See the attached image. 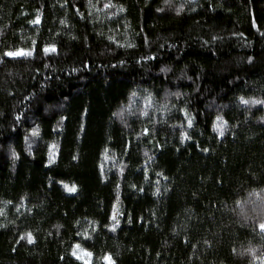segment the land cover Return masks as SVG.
<instances>
[{
    "label": "trees",
    "instance_id": "1",
    "mask_svg": "<svg viewBox=\"0 0 264 264\" xmlns=\"http://www.w3.org/2000/svg\"><path fill=\"white\" fill-rule=\"evenodd\" d=\"M91 5L0 0V264H264V0Z\"/></svg>",
    "mask_w": 264,
    "mask_h": 264
},
{
    "label": "snow or ice",
    "instance_id": "2",
    "mask_svg": "<svg viewBox=\"0 0 264 264\" xmlns=\"http://www.w3.org/2000/svg\"><path fill=\"white\" fill-rule=\"evenodd\" d=\"M89 2H90V7H94V5H91V0H89ZM104 7H105V8L115 7V5H111V4L109 3V4H105ZM182 10H183V6H181V8H179V9H177V14H179V12L182 11ZM120 11H124V9H123V8H120ZM77 14H80V13H79V9H77ZM81 18H83V17H81ZM32 23H39V18L37 17V19H36L35 21H32ZM61 23L63 24L64 21H61ZM110 39H111V37H110ZM214 39H215V38H214ZM32 44H33V46H34V47H33V50L26 51V50H24V49H18V50H15V51H5V52L3 53V55H4L5 57H10V58H17V57L31 56V55L33 54V51L35 50L36 41L33 40V41H32ZM120 46H123V45H120ZM132 46H133V45H131V44L128 45V47H132ZM55 51H56V48H55L54 45H45L44 48H43V52H44L45 54H48V53H50V52H55ZM250 59H251V58H250ZM46 67H47V65H46ZM85 67H87V65H85ZM163 70H164V69H162V71H163ZM73 71H75V69H73ZM135 96H136V93L133 92V93H132V97H135ZM240 102H241L242 104H245V105H247V104H249V103H251V104H264V100H245L243 97L240 98ZM145 103H146V107L151 106L152 100H151V97H150V96L145 98ZM142 114H143V115H147V112L145 111V112H143ZM114 115H119L121 118H123V110H122L121 113H116V114H114ZM185 115H186V117H187V113H185ZM16 119L19 120L20 117L17 116ZM217 119L220 120L221 118H220V117H217ZM225 123H226V122H225ZM188 126H189V127L192 126V121H191L190 118L188 119ZM38 134H39V128H34V129L32 130L31 135H32V136H37ZM144 134H145V135L148 134V130H147V129H144ZM181 135H182L181 143H183L184 140L189 139V137H188L186 134L182 133ZM219 135H220V136H223V135H224V132L221 130V131L219 132ZM25 139H26V141H27V137H26ZM51 147L54 148L55 146L53 145V146H51ZM203 151L207 152L208 149L205 148V149H203ZM146 155H147V153H146ZM12 158H13V161H15V160L18 158V157H17V154H16V152H15L14 150H13V152H12ZM73 159H76V157H73ZM50 162H51V158H50ZM46 166H47V165H46ZM157 175H160V173H157ZM64 187H65V190L68 191V192H73V193L76 192V187H75L74 185H73L72 187H69L68 185H64ZM6 203H10V202H6ZM113 219L115 220V216L113 217ZM117 223H118V221H117ZM258 227H259L261 233H264V223H260V224L258 225ZM112 230L114 231L115 229L113 228ZM27 237H28V242H29V243H32L33 241H32L31 233H28V234H27ZM21 239H24V237H21ZM75 247H76V248H80V245L77 244ZM247 251L250 252V253H254V252H255V249L249 248ZM73 255H76V253L73 252ZM91 255H92V254L89 253V252H84V256H91ZM77 259H81V257H80V256H77ZM103 259H104L105 261H109V264H111V258H110L109 256L106 255V256L103 257ZM86 264H87V262H86Z\"/></svg>",
    "mask_w": 264,
    "mask_h": 264
},
{
    "label": "rangeland",
    "instance_id": "3",
    "mask_svg": "<svg viewBox=\"0 0 264 264\" xmlns=\"http://www.w3.org/2000/svg\"><path fill=\"white\" fill-rule=\"evenodd\" d=\"M116 214H117V205H115V208H114V213H113V217L115 216L116 217ZM75 253H76V257L77 256H80L81 257V260H83L85 263H89V259L91 256H84V252H86L85 250H82L80 248H76L74 249ZM106 263H109V261H105Z\"/></svg>",
    "mask_w": 264,
    "mask_h": 264
}]
</instances>
